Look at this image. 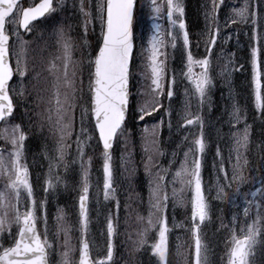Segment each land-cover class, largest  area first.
I'll return each mask as SVG.
<instances>
[{
  "label": "snow or ice",
  "instance_id": "1",
  "mask_svg": "<svg viewBox=\"0 0 264 264\" xmlns=\"http://www.w3.org/2000/svg\"><path fill=\"white\" fill-rule=\"evenodd\" d=\"M223 0H211V10L206 13L211 22L206 41V55L196 58L191 51V40L185 20V7L183 0H150V15L147 22L152 34L148 39L147 68L151 77V92L153 102L144 104L138 108L139 120L144 121L163 107L161 98L165 95L169 100L173 97V85L176 83L175 75L168 77L166 62L168 59L165 49L177 48V42L181 41L184 49V67L186 71L181 75L189 82L193 95L197 99L198 112L203 109L209 96L210 89L214 87L212 72V49L216 46L220 35L218 11ZM138 0H88V9L85 8V0H31L29 6L24 7L21 0H0V122L8 124L14 118L17 104L14 103L10 82L14 75L21 80L28 76L29 68L26 59L30 41L25 40V35H31L37 28L36 22H46L61 12L78 14L81 17L82 39L87 59L78 61L74 59V51L78 47L63 26L54 30L56 47L59 55L50 60L45 69L51 77L53 99L47 108V121L59 134V140L53 149L55 155L49 157L48 173L44 180V191H55L63 182L60 170L65 174L69 170L66 161L70 140L75 132V111L80 107V131L76 134L73 143L80 160V187L78 189V231L79 250L78 259H74L76 248L69 245L68 233L70 229L63 226L65 214L61 209L56 217L57 231L54 233L59 238L61 232L65 235L64 251L60 253L58 264H115V237L118 235V209L119 200L114 187L112 149L117 139L125 137L128 129L126 119L129 113L131 97L130 81L133 75L132 60L136 47L133 37V24L136 19ZM95 9V16L92 9ZM166 8V11H165ZM252 5L245 0L243 6L233 10V16L225 20V27L229 24L248 23L252 19L256 29L255 46L251 49V64L253 70L252 82L254 84V108L264 114V60H262L261 34L259 32L258 12L251 11ZM166 19L169 25L167 29V41L165 30L158 21ZM94 20L99 21L100 42L96 50L87 51L90 47L87 41L89 28L95 31ZM10 41L16 43L18 50L15 53V62L10 54L12 47ZM170 42V43H169ZM199 46V42H197ZM84 55V53H82ZM230 54L227 63L221 68L222 76L230 75L233 69V61ZM57 61H60L58 64ZM88 68L89 106L78 105L83 98L84 91V66ZM242 67V65H241ZM199 71H196V69ZM35 72V68L32 69ZM40 73H36L33 79L39 80ZM169 85L165 92V84ZM25 87L19 86L15 93L17 101L23 100ZM187 95V92L185 93ZM187 107V106H186ZM27 112V109H25ZM171 112L169 111V116ZM231 117L236 124L242 119V109L234 104ZM93 117L92 131L85 127V119ZM182 127L196 125L199 127V135L194 138L191 146L183 153L184 160L178 170L173 173L171 183H180L177 190L172 189L171 198L181 207L189 210L190 227L186 231L190 234L191 243L183 253L181 245H177L178 254L184 258V264H210V247L207 234L203 231L207 224L212 223V200L221 203H231L233 208L240 209L231 215L229 224H225L222 217L219 219L217 231L226 230L225 253L221 257L223 264H256L254 259L257 246L264 249V157H261V165L253 170L256 176L247 174L249 160L246 157L250 143V126L245 125L243 132L233 134L234 147L227 158L221 156L217 167L218 174L214 185L205 184L202 170L203 157L207 149L204 137V121L202 115L193 114L190 111L183 117ZM163 121L154 124L150 128L142 129V140L145 152H154L163 155L159 148V135ZM93 133L97 141L102 145V173H103V199L114 200L117 213L115 216H105V233L107 236L106 248L94 244V238L90 235V167L91 157H88L87 166L84 157L85 149L93 139ZM29 134L20 124H12L0 129V139L11 146L8 156H4V149L0 148V179H3V190H0V264H52L50 250L53 245L49 239V228L46 212L47 201H41L39 213L37 201L34 197L32 176L25 159V142ZM187 140V137L184 138ZM232 153H235L233 156ZM175 157V153L172 154ZM217 155L220 156L219 149ZM243 157V158H242ZM234 159L231 170L225 167V160ZM122 163L130 162V156L121 157ZM146 172L151 175L152 156L147 157ZM168 169H161L165 175L157 172L150 180L149 213L147 218L138 216L137 219L145 222L137 233L135 241L136 250L148 245L149 234L155 233L154 242L150 244L152 254L157 258V264H168L169 257V227L167 206L169 195L167 192L166 174ZM67 185L65 184V187ZM244 186H249L247 192L241 191ZM213 188L215 197H212ZM232 198H229L228 190H233ZM9 193L13 199H9ZM22 193L27 198L22 203ZM190 193V196L188 195ZM187 197V198H186ZM243 198V207L237 204L238 198ZM23 209V210H22ZM42 224V229L38 227ZM15 225L17 231L13 234ZM176 225L173 224V227ZM8 237L10 244L4 245V238ZM96 253V256L93 253ZM104 254L101 256L100 253ZM191 255V262L189 256Z\"/></svg>",
  "mask_w": 264,
  "mask_h": 264
},
{
  "label": "rangeland",
  "instance_id": "2",
  "mask_svg": "<svg viewBox=\"0 0 264 264\" xmlns=\"http://www.w3.org/2000/svg\"><path fill=\"white\" fill-rule=\"evenodd\" d=\"M142 1H144V4H148V2L150 0H141V2ZM29 2H31V0H29ZM157 2H158V0H157ZM248 2L252 5V8L250 10L254 11V12H258V14H259L258 15V24H259V26L262 25L264 23V0H248ZM244 3H245V0H227L226 3H225V8L223 9V11L221 13L223 15L222 16L223 19H222V22L220 23L221 31H220L219 37L217 38V41L222 43L221 45L223 46V55H225V64L227 63L230 54H233L232 52L237 48V46L243 48V46L245 47V45H246V41L243 42V45H242V42L237 43V40H236L237 39V33H236V29H235L234 26H232V27L231 26H227V28L225 29V24H224L225 20L228 19L229 17H232L233 19H235V17L233 16V10L243 6ZM191 4H195L197 12H198V15H201L202 17H204L205 14L208 13L207 8H209V0H201V2H199L198 0H194ZM85 8H86V10L88 9V0H85ZM92 11H93V15L95 16V9L93 8ZM209 12H210V10H209ZM145 14H147V11H142L141 8H140V10H139V15H140L139 22H140L141 26L138 27L140 38H139V41H138V48H137L136 54H138L140 56L139 52L142 51V53H143L142 59L140 57L138 58V60L141 59V66L139 68L140 69L139 74L143 78V82H144L143 93L146 96V97L144 96L146 98L145 102L148 103V104L150 103L149 105H151V103L153 102V94L151 92L150 72H149L148 68L145 66V64H147V52L145 50L148 47L147 41L150 38L153 30L151 29V27L149 25L146 26V30L144 32V40H145V42L143 43V41H141V37L143 38L141 32L143 31L144 26H145V21H146V17L144 16ZM57 17H58V15L54 16L52 19H50V20H48L46 22L40 23L38 25V27L41 28V29L49 30V24L48 23L52 24V27H53V23L56 22ZM188 17L190 18V13L186 12V10H185V17L184 18L186 20V24H187ZM255 18L256 17L250 18L248 23H246V24L245 23H241L242 24V28L239 30V34L242 33L244 35L245 40L249 39L250 35L256 33V29H254L253 24H252V19H255ZM141 20H142V22H141ZM80 22H81V17L78 14L73 16L72 23L73 24H77L79 26V28L81 29ZM94 23H95V31H92V29L89 28V34H88V37H87V38H90L92 40V41H89L87 39L88 44L90 45V43H91V45H92V46H90L87 49V51H92L93 50V53L96 50V44H98L100 42V25H99V21L98 20H94ZM167 25H168V23H167ZM52 27H51V31H50L49 35L53 37L54 36V29H52ZM168 27H169V25H168ZM204 33L205 34H202V35L198 36V41H202L203 40V45L205 46L206 41L208 40L209 37H208V32H204ZM190 40L192 41V39H190ZM52 43L56 46V38L54 39V41ZM12 45H13V48H14V53L13 54H15L16 51L18 50V48H17L16 43L13 42ZM31 47H34L36 49L40 48V47H36V46H31ZM261 47H262V50H264V39L261 40ZM179 48H183V45H182L181 41L177 42V48L176 49H179ZM205 50H206V48H205ZM217 50H218V45L216 43V46L213 48V53L215 54L217 52ZM83 53H84V56H86L85 49L83 50ZM26 59L28 61L29 74H28L27 77L23 78L22 80L20 78H17V81H16V83L13 86V90L17 92L19 90V86L20 85H23L25 87V89L27 90L28 89V84H30V87H29L30 91H25V94H28V93L34 94L35 93L38 96H41L42 93H41V91H39L40 87L38 86V84L41 83V81L37 80V79H33V77L36 75L37 71H35V72L31 71V69H33L31 64H33L34 56H33V52L30 49L29 50L27 49ZM231 59L233 61L231 67H234L235 69L240 68L241 73L243 75L249 76V75H251L253 73L252 64H251V58L244 59L242 62L240 61V59H235L234 56H231ZM262 60H264V52H263ZM241 65H242V67H241ZM86 68H87V66H86ZM185 71H186V68H185ZM233 75H234V73L230 74L229 82L226 85V89H227V94L226 95H229V96H232L234 94V87H233V83H232ZM48 77H50L49 74H48ZM87 78H88L87 76L84 77L85 84L87 83ZM252 78H253V74H252ZM50 80H51V77H50ZM51 83H52V81H51ZM85 84H84L83 98L81 100L84 102L83 106L84 107H88L89 106V94H88V90H87V87H86ZM133 87H134V90H137L139 88L136 80H134V82H133ZM50 88L52 90L51 86H50ZM142 96L143 95H141V92H139V96L137 98L138 105H140L139 99H141ZM52 98H53V96H52ZM20 103H21V101H20ZM229 103H232V99L231 98H229ZM141 104H143V103H141ZM168 109L171 112L170 119H173V116L175 114L177 115L175 126L170 125V128L174 127L175 128L174 131H175V130H177L179 128V125H180V121H179V118H178L177 109L175 108V104L173 103L172 105H169ZM169 111L167 112L168 114H169ZM231 112L232 111H229V117H231V115H230ZM130 113H131V107H130ZM185 113L183 114V117L185 116ZM79 116H81L80 109H79L78 114L75 111V119L77 118V123L79 121ZM86 121L91 122V117L89 116V117H87L85 119V127L88 128L89 131L91 132L92 131V127ZM54 122L55 121L53 120L52 126L54 125ZM183 123H184V120H183ZM260 123H262V120H260ZM235 125H237L235 123V121L232 118H230V120L226 123V127L228 129V134H229V130L231 128H233ZM7 126H9V125L8 124L5 125V127H7ZM79 127H80V125H79ZM186 128H187V132L189 133L190 129H194L195 128V125L187 126ZM196 128H197V135H195V138L199 135V132H200L199 127L196 126ZM52 130H53V133L52 132H48L47 133V138L48 139L46 138L47 141L49 140L48 142H46L47 146H49V149L47 150L48 152L45 151V157H46V160H47V163H46L47 168H46L45 175H44L45 177L42 180L39 177L38 174L36 175L37 178L39 180H41V182L44 181L45 178H46V175L48 173V166H49V162H50L49 161V157L55 155L53 149L56 147L57 142L59 140V134H58L57 130L54 127L52 128ZM79 131H80V129H79ZM75 132H77V128L75 129ZM75 132L73 133V136H74ZM237 132H238L237 130H233L229 134V136H230L229 139H228V137H224V136H222L221 138H218L219 139V153H220V157L223 156V157L227 158L229 156L230 151L234 147L233 134L237 133ZM94 134L95 133H93L92 141L90 142L89 146L86 147V149H85L86 155L84 157V160H85V165L87 166L88 157H91L90 177L94 181H97V190L96 191H92L91 193L95 197L96 205L99 207L100 206L99 203H102L103 206H105L106 204L104 202H102V201H104L103 200V194H102L103 193V189H102V185H103L102 163L99 166L95 167L96 158L98 156L96 154V151H95L96 150L95 146L98 145V144H96L98 141L96 139V135H94ZM73 136H72V138L70 140L67 141L69 144L71 143V141L73 142L75 140V138L73 139ZM140 137L142 139V135L141 134H140ZM204 137H205V140L207 142V149H206V152L204 154L203 160H206V158H208L212 154L211 149L208 150V145H209V143L211 142V139H212V130L205 131L204 132ZM50 140H52L51 141V145L52 146H50ZM258 144H259V142H258ZM73 145H75V144L73 143ZM181 145H182V153H181V158L182 159H181V161L183 162V160H184L183 153L188 150V148L190 147V144L187 142L186 145H184V143H182ZM121 146L122 147L124 146V141H123ZM121 146L119 145L116 148L115 153H113V155H112L114 187L116 188V194H117L118 190H123V198H126L127 195H128L127 190L129 189V187H128L129 184H122L120 182V180L128 173V167L126 165L123 167V163H122V160H121L122 155L125 156V157H127V155L123 154ZM50 147L52 148V151H51ZM232 155L234 156L235 153H232ZM4 156L7 157L8 153H4ZM253 157L256 158V160H258L257 163L259 164L260 163V159L258 158V152L256 150L254 151ZM67 159L70 162H72V159H75L76 162H77L76 172H75V170L73 168L70 169L72 171V173H75V180L72 179V177H73L72 175H70L72 180L71 181L68 180L67 174H65L63 168H61L60 175H61V177L63 179V182L60 185L57 186L55 191L49 190L47 193H45V191H44L45 184L44 183H42V184H38L37 183L36 186H34V182H32L33 189H34V192H35V200L37 201L38 214H40L39 213V205H40L41 201H44V200L47 201V198H50L49 195H48L49 193L52 196V204L50 205V204H48V202L46 203V212H47L49 234L51 236L50 238H51V242H52V245H53V250H54V256H55L56 264H58V262L60 260V253L65 250L64 247H63L64 241H65V238H66L64 233L61 232L58 239L54 235V233L57 231L56 217L58 215V212L61 209L63 210V212L65 214V220L63 222V226L65 228L70 229V230H71V228L74 227L75 230H76V234L73 232V229H72L71 235H69V233H68L69 245L70 246H74L76 248V250H77L76 253L74 254V259H77L78 250H79V246L76 245V240L79 237V231H78L79 225H78V228H77L76 223L74 222V216L73 215H77L75 212H76V207H77V202H78V195H79L78 189L80 187V173H81L80 160H79V157L77 156V153H73L72 156H71V154H69V155L67 154ZM219 160L217 161V165L219 163ZM234 162L235 161L233 159L232 160H228V159L225 160V167L229 170V172H230L232 164ZM181 163H176V165L173 166L171 169H173L174 172H175L176 170L179 169ZM214 180H215V178H214ZM65 184L67 185L66 187H65ZM180 187H181L180 183L177 182L175 188L177 190H179ZM126 188H127V190H126ZM0 190H3V186H1V185H0ZM63 190L65 191L64 195H63ZM229 193H232V190H228V194ZM213 197H215V189L214 188H213ZM9 199L12 200V194L11 193H9ZM21 200H22V203H26L27 202V198L24 196L23 193L21 195ZM238 200H240V201H238ZM218 202L219 201H217V203ZM226 204L228 206L226 211L228 210V212H229V218L227 219V221L229 222L231 220V215L233 213L232 210H234L235 208H233L231 203H226ZM237 204H239L241 206V209H242V207L244 206L242 197L237 199ZM177 206H179V205L177 204ZM66 209H68V210H66ZM105 216H106V214L102 213L101 217H103V218H101V217L99 218L100 223H99V220H98V229L101 231V233H99V232L93 233L91 231V228L95 225L96 219H92V223L90 224V235H91V238H94V244L95 245H99L101 248H106V244H107V236H106V233H105V227H106ZM185 217L189 219V216H185ZM102 219H103V221H102ZM15 230H16V227L14 225L13 228H12L13 234L15 233ZM120 234L122 236V239H124L126 242L134 243V241H135V233H134L132 227L127 229L126 232H124V233L122 232V229H121V233ZM226 236H227V231H226ZM263 238L264 237H262V239ZM3 242H4L5 246H8L10 244V240L6 236H5ZM257 249H258V246H257ZM257 249L255 250V254H257ZM224 253L225 252L220 253V252H217L215 250L214 251H210V256H209L210 264H221V262H222L221 261V257L224 256ZM103 254H104L103 252L100 253L101 256ZM94 255L96 256L95 252H94ZM260 255L263 256L262 250L260 251ZM254 257H256V255H254ZM154 258H155V262L157 264V258L155 256H154Z\"/></svg>",
  "mask_w": 264,
  "mask_h": 264
},
{
  "label": "trees",
  "instance_id": "3",
  "mask_svg": "<svg viewBox=\"0 0 264 264\" xmlns=\"http://www.w3.org/2000/svg\"><path fill=\"white\" fill-rule=\"evenodd\" d=\"M194 33H196V32H194ZM216 110H217V113L219 114L218 108ZM132 131H134V133H135V128H134V130H132V128H131L129 130V132L125 135V137H127V136L134 137L135 136V139H136L137 136L134 133H132ZM133 151H136L137 155L139 156V160L141 162V164H140V174L146 173L145 164L148 163V160H147V157L149 156L148 153H147V155H145V153L142 151V148L138 147V144L133 148ZM145 156H146V158H145ZM144 158H145V164H144ZM215 160H216V157H215ZM254 168H256V164L253 163L252 165H248V170L247 171H252L253 175H254V170H253ZM135 178L136 177H133V179H130V180L133 181V180H135ZM249 190H250L249 186H245L242 189L243 192H247ZM232 193H233V190H232ZM232 193H230L229 196H231ZM229 198H231V197H229ZM227 207L228 206H227L226 203L219 202L216 205L213 204L212 209L214 208V210L218 214V213H221L220 210H225ZM218 217H222V216L218 215V216L215 217L216 220H214L213 225L209 228L208 236H207L208 240L212 242L213 248H214L215 251H217V250L222 248L223 243H222L221 239H224L223 233H225V231H226V230L217 231V229L219 228V219H218ZM222 218L224 220V223L228 224V221H227V219L229 218L228 210L226 212H224V216Z\"/></svg>",
  "mask_w": 264,
  "mask_h": 264
}]
</instances>
